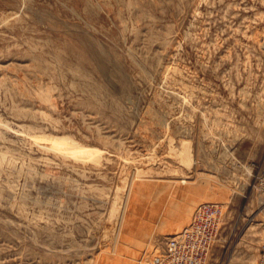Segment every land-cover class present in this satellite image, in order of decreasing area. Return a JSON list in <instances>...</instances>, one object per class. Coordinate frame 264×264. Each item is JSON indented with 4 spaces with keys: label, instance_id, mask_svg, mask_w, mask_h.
<instances>
[{
    "label": "rangeland",
    "instance_id": "374dc122",
    "mask_svg": "<svg viewBox=\"0 0 264 264\" xmlns=\"http://www.w3.org/2000/svg\"><path fill=\"white\" fill-rule=\"evenodd\" d=\"M0 152V264H159L202 203L259 264L264 0H0Z\"/></svg>",
    "mask_w": 264,
    "mask_h": 264
},
{
    "label": "built area",
    "instance_id": "2783aa9c",
    "mask_svg": "<svg viewBox=\"0 0 264 264\" xmlns=\"http://www.w3.org/2000/svg\"><path fill=\"white\" fill-rule=\"evenodd\" d=\"M222 222L220 205L200 204L190 221L179 233L170 238L165 255L159 259V264H206L211 245L219 233ZM262 249L259 264H264V244Z\"/></svg>",
    "mask_w": 264,
    "mask_h": 264
},
{
    "label": "bare ground",
    "instance_id": "6f19581e",
    "mask_svg": "<svg viewBox=\"0 0 264 264\" xmlns=\"http://www.w3.org/2000/svg\"><path fill=\"white\" fill-rule=\"evenodd\" d=\"M72 141H69V137H67V136L66 137L65 136H53L51 138L52 147L58 151L66 152V153L68 152V154L70 153V154H72L71 156H75L76 158H85V157L86 158L88 157L90 159L98 158V152H97L96 148L93 149L90 147H85V146L79 145L76 142L74 143V141L73 142ZM3 153L5 155L7 154L5 152H3ZM3 153L0 152V166H1V163L6 159L5 155ZM7 159H8V157H7ZM7 161H9V160H7ZM10 161L12 163V158ZM8 163L10 164V162H8ZM182 179L183 178H180V180H182ZM181 182H185V181H181Z\"/></svg>",
    "mask_w": 264,
    "mask_h": 264
}]
</instances>
